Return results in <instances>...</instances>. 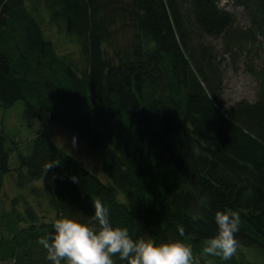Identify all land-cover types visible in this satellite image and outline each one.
<instances>
[{"label":"trees","instance_id":"trees-1","mask_svg":"<svg viewBox=\"0 0 264 264\" xmlns=\"http://www.w3.org/2000/svg\"><path fill=\"white\" fill-rule=\"evenodd\" d=\"M226 1L241 8L244 30L231 29L218 0H0V108L22 101L32 134L14 186L54 215L44 223L24 200L22 213L1 214L0 261L52 264L39 238L57 219L93 216L97 199L133 239L187 240L200 264L222 260L202 255L216 211L238 212L240 248L264 252V66L257 100L225 107L202 41L261 37L264 49V0ZM39 6L76 39L82 70L45 41ZM52 122L97 155L107 183L50 141ZM10 155L0 133V192ZM52 160L60 165L44 175Z\"/></svg>","mask_w":264,"mask_h":264},{"label":"rangeland","instance_id":"rangeland-1","mask_svg":"<svg viewBox=\"0 0 264 264\" xmlns=\"http://www.w3.org/2000/svg\"><path fill=\"white\" fill-rule=\"evenodd\" d=\"M217 6L227 12L233 18L232 30H244L247 27V20L239 7H234L226 0H218ZM40 27L45 41L53 48L59 56H66L71 68L82 70L84 63L78 54L76 39L65 33L62 25L52 24L44 9L39 6ZM129 33L125 36L127 39ZM203 43L209 48L213 63L220 72L221 78V102L225 107H231L238 101L254 103L259 93V81L256 75L264 66L263 39L256 37L253 43L242 41L236 42L232 39L220 37L217 39L203 38ZM105 57L111 59V51L107 48ZM24 103L16 101L10 108H0V133L5 137L6 145L11 150L8 159L9 172L2 177L0 192V215L4 216L11 212V209L22 213V200L28 203L40 221L48 223L54 220L53 212L47 205L31 197L26 189H16L14 186V170L16 169L17 155L25 156L26 145L31 138V132L25 127L22 121ZM75 136L76 146L73 147L72 138ZM50 141L68 155L72 156L84 169L94 174L103 183H107L101 172V165L97 155L89 151L81 142L79 137L68 128L57 122L50 124ZM34 183L33 186H38ZM13 200H16L13 203ZM13 203V204H12ZM0 219H2L0 217ZM6 220H0V230L6 234ZM18 225V227H21ZM0 264H12V261H0ZM212 264H264V252L250 248H239L237 254L228 261L217 260Z\"/></svg>","mask_w":264,"mask_h":264},{"label":"clouds","instance_id":"clouds-1","mask_svg":"<svg viewBox=\"0 0 264 264\" xmlns=\"http://www.w3.org/2000/svg\"><path fill=\"white\" fill-rule=\"evenodd\" d=\"M76 139L73 136V147ZM59 165V160L47 161L42 167L43 174ZM93 204V216L57 219L54 232L39 238L37 242L47 250L46 259L52 264H62V261L65 264H117V257L126 264H200V257L194 255L192 244L187 240L158 244L151 237L133 239L128 227L112 224L109 208L101 200ZM214 219L218 230L204 241L202 255L231 260L240 248L236 236L240 231V215L231 210L216 211ZM179 235L185 236L183 226L179 227Z\"/></svg>","mask_w":264,"mask_h":264}]
</instances>
